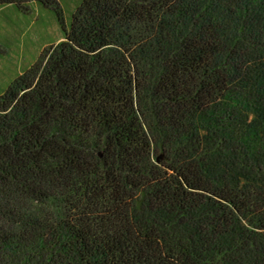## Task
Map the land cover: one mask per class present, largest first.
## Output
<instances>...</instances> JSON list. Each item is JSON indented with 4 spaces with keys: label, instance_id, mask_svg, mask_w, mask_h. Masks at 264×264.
Returning a JSON list of instances; mask_svg holds the SVG:
<instances>
[{
    "label": "trees",
    "instance_id": "trees-1",
    "mask_svg": "<svg viewBox=\"0 0 264 264\" xmlns=\"http://www.w3.org/2000/svg\"><path fill=\"white\" fill-rule=\"evenodd\" d=\"M33 1L63 36L0 94V264H264V0Z\"/></svg>",
    "mask_w": 264,
    "mask_h": 264
},
{
    "label": "rangeland",
    "instance_id": "rangeland-1",
    "mask_svg": "<svg viewBox=\"0 0 264 264\" xmlns=\"http://www.w3.org/2000/svg\"><path fill=\"white\" fill-rule=\"evenodd\" d=\"M66 26L81 0H54ZM63 31L52 8L28 0H0V94L37 59L48 45L61 40ZM264 243V234L259 238ZM263 241V242H262Z\"/></svg>",
    "mask_w": 264,
    "mask_h": 264
}]
</instances>
